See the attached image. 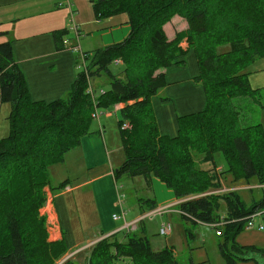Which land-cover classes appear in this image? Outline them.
Wrapping results in <instances>:
<instances>
[{
  "label": "trees",
  "instance_id": "16d2710c",
  "mask_svg": "<svg viewBox=\"0 0 264 264\" xmlns=\"http://www.w3.org/2000/svg\"><path fill=\"white\" fill-rule=\"evenodd\" d=\"M90 4L97 19L126 15L130 31L122 41L86 53L84 69L61 99L32 101L11 42H0V104L10 105L9 133L0 139V264H57L64 259L62 240L41 238L42 219L32 223L31 217L32 222L16 211L30 209L36 216L45 201L47 168L63 162L83 137L93 133L94 108L113 110L121 103L116 112L124 159L114 171L115 180L140 177L150 188L151 179L157 178L176 200H183L175 206L181 217L201 225L222 221L215 229L227 242L235 240L249 216L264 209V189L263 197L250 207L233 191L225 197L208 192L219 190L220 177L226 174L264 185V126L245 123L237 106L241 97L260 103L258 90L249 84L248 68L264 58V0H90ZM176 15L186 20L187 28L169 40L163 26ZM65 33H53L57 49ZM6 35L0 32V37ZM184 39L195 55V81L203 86L205 103L201 110L179 116L177 133L169 137L157 130L151 97L166 85L163 70L183 64ZM118 62L122 69L111 71L109 66ZM102 75L107 89L91 100L86 92L90 80ZM124 123L129 127L122 128ZM216 153L225 163L219 172ZM218 199L224 202V213ZM144 203L143 213L155 208L151 199ZM117 232L91 246L86 264H112L124 257L131 264H177L171 250L154 251L143 233ZM120 233L122 243L116 237ZM247 248L232 242L237 255ZM61 264L77 263L68 258Z\"/></svg>",
  "mask_w": 264,
  "mask_h": 264
},
{
  "label": "rangeland",
  "instance_id": "374dc122",
  "mask_svg": "<svg viewBox=\"0 0 264 264\" xmlns=\"http://www.w3.org/2000/svg\"><path fill=\"white\" fill-rule=\"evenodd\" d=\"M53 1H55V4ZM63 2L64 0H24L16 5H12L11 9H9V12L13 14L12 17H6L4 20L0 21V28L9 31L8 33H10L13 40L11 43L14 49V56L17 61L15 59L14 60L18 62L21 67H25L26 61L24 58L27 52L31 51L33 54H40L47 50H52V40L48 31L52 29L65 28L67 32L62 36V39L65 40L66 46L64 48L67 47V49L60 52L53 49L51 56L56 57L55 61L61 70H63L65 66H69L71 61L73 62V65L76 62L73 68L74 74L75 72L78 73L84 69L87 60H85V58L82 59L81 56L84 53L88 54L92 51L90 50L91 43L88 41V36L84 34L83 31L79 33L80 37L76 38V33L72 26H78L77 20L75 15H72L71 17L68 14L64 4L60 5ZM80 2H83V0H80ZM177 20L182 22L181 19ZM182 20L186 23L184 18H182ZM169 21L170 20L166 23ZM166 31L170 32V28H166ZM16 37H20V39L16 40ZM73 44H76V47L70 48ZM189 60L190 62L188 65L191 66V62L194 61V57H190ZM263 61L264 58L257 60V62L254 65L252 64L248 70L250 69L252 71L251 68H253V66L259 67L261 64L260 62ZM28 64L35 63L29 62ZM188 65L180 68L179 70L170 68L165 69V71H167V77H165V79H168V81L166 80V84H170L167 85L164 91L161 90L158 95V97L162 96L161 99H165L162 101L165 107L152 105V112L160 135L174 136L178 129V116L197 112L204 107L205 92L203 86L200 82L195 81L198 74L193 71V68L190 69V66ZM109 69L113 72L120 71L122 69L121 62L111 64ZM254 73H256L255 70L249 74L248 80ZM23 77L26 84L24 74ZM64 77V72H58V82L63 83ZM260 83V85H263L262 90L259 91L258 95L260 103H256V101H253L250 97H241L237 98V106H239L240 115L243 117L245 123H261L264 126V109L261 108V106H264V74L260 76ZM90 84L94 92V97L97 98L102 90L104 91L107 89L108 80L104 75H102L100 79L95 78L94 80H90ZM64 96L65 95L61 98ZM153 97L154 96L151 98ZM169 103L172 104V107H167ZM121 105L123 106V103H121ZM96 110L101 112L98 119L101 123L105 124L103 135L105 136L106 146L110 147L111 142L114 146H116V148H118L112 159L115 167L118 168L124 159L117 122L118 112L112 113L110 116H105L103 112L106 110L101 108H96ZM9 112V103H1L0 139L4 137L6 138L9 133L10 126L7 119ZM92 130H98L97 122L94 119L92 120ZM64 158H67V156ZM214 159L217 164H223V159L220 153H216ZM73 163L74 162L64 161L51 165L47 168L48 185L42 189L45 197H47V194L51 192L52 188L58 187L64 180L69 179V181L73 183L70 171H75V167L77 166ZM205 166L206 165H204V167ZM220 166L221 165H218L216 167V171L219 172L221 169H224V165H222V168ZM77 173V176L82 179L87 172L81 167ZM2 178L3 177L0 176V180ZM117 184L121 195H125L122 201L124 203L122 208L126 211V213L133 215L134 212H138L136 205L137 200L145 198L153 199L152 184L151 187L148 188L143 179L140 177L128 179L126 176H122L117 179ZM220 184L221 188L219 190L210 191L208 193H214V195L225 197L229 195L228 193L233 191L247 207H250L253 202H257L263 197L262 189H264V186L256 184L254 180L249 182L244 180H235L230 174H226L220 177ZM164 190L168 189L164 186ZM118 200L120 203L121 200L119 199V194ZM218 200L220 204V213H224L226 208L224 202L223 200ZM181 201L183 200H179L176 204L172 202L166 205L155 206L153 210L159 209L163 206L168 207L166 211L161 212V214L156 213L155 215H149V217H147L148 215L146 217L144 216L149 214L152 210L145 212V215H143L141 219L136 220L137 222L143 220L139 223V225H143L145 227L144 235L149 240L153 250L171 247L174 252L173 257L175 258L177 264H264V228L262 230H258L256 227H252L250 229L244 227L236 236L235 240L229 241V243L227 242L225 235H216V229L204 224L201 225L200 223H192L191 221L185 220L181 217L177 211L175 212L174 207ZM44 204H46V202ZM260 212L261 215H257L253 218L255 226L257 224H262L264 226V209ZM16 214L19 216H25L31 222L33 220L32 223H35L36 221L39 222V220L42 219V230L44 234L41 238L46 235L45 238L47 242L59 241L58 239H49V236L52 238V225L44 212L42 205L37 209L36 216L35 213L30 211V209H25V211H16ZM114 214L119 217L120 211L117 210ZM137 222L132 228L131 226H124L125 230L129 232L130 230H135L137 228ZM163 222H167L171 225V232L166 236L158 235V227ZM139 228L135 232L141 235V230ZM34 232L36 233L35 230ZM116 237L120 243L124 242L121 233L117 234ZM39 240L40 238H38L37 241ZM232 242L241 248H249L246 249V252L240 254L241 256L237 255L231 250ZM92 245L81 250L78 254L76 253L77 255L73 254L68 257L74 251H71V253L68 252L65 254L64 259L68 257L70 259L72 258L77 264H86V259L88 255L91 254ZM62 262L63 261L61 260L57 264H61ZM111 262L112 264H131L130 260L126 257L123 259H113Z\"/></svg>",
  "mask_w": 264,
  "mask_h": 264
},
{
  "label": "crops",
  "instance_id": "0c3cea01",
  "mask_svg": "<svg viewBox=\"0 0 264 264\" xmlns=\"http://www.w3.org/2000/svg\"><path fill=\"white\" fill-rule=\"evenodd\" d=\"M22 1L24 0H0V21L4 20L6 17H12L13 14L9 12V9H11L12 5H16ZM53 2L55 4V1ZM63 4L68 14L71 16L72 11V15H75L77 20L78 26L76 25V38L80 37L79 33L81 31L88 36V41L91 43L90 50H92L90 53L122 41L130 31L127 17L124 14L97 19L94 16L90 0H83V2H80V0H64L60 5ZM177 19H181L182 22H179ZM166 28H170V32L166 31ZM186 28L187 23H185L179 16H173L171 20L163 26L164 32L169 40L173 39L176 32L183 31ZM61 31L67 32L65 28L48 31L52 40V50L54 49L57 52L67 49V47L64 48L66 46V44H63V41H65L64 39L61 40V49H57L56 47L53 33ZM0 32H7L6 36L0 37V42L6 40H9L10 42L13 41L10 33H8L9 31L0 28ZM19 39L20 37H16V40ZM180 46L185 50V54L180 58V60L183 61V64L167 68L179 70L188 65L190 57H194L191 66H188H190V69L193 68V71L198 74L195 55L191 49H187L185 39L180 43ZM73 47H76V44L70 46V48ZM52 50L50 49L49 51L47 50L40 54H33L31 51L27 52L24 58L26 61L25 67H21V65L16 62L17 60L15 59L14 49L12 47L13 58L16 60L15 62L19 64V68L26 78L27 91H29L28 94L32 101L50 103L61 99L63 95L66 96L71 88L73 80L75 79L76 72L74 74L73 68L76 62L73 65V62L71 61L69 66H65L64 69L61 70L55 61L56 57L51 56ZM84 54L86 55V53ZM29 62H34L35 64H28ZM256 62H254L253 65ZM260 63L259 67L253 66V68H251L252 71L250 74L253 70H255L256 73L252 74L249 78L251 88L258 90V94L263 86L260 85V76L264 74V61ZM165 69L163 72L165 73V77H167V71H165ZM57 71L60 73L64 72L65 77L63 83L58 82ZM165 80L168 81L167 78ZM168 84H166L161 90L164 91ZM160 91L157 95L151 98V105L165 107L162 102L163 100L161 99L162 96L158 97ZM121 106L122 105H120V107ZM167 107H172V104L169 103ZM96 122L98 130H93L91 135L83 137L80 144L70 150L69 153L65 155L67 158H64L65 160H63V162H74L73 164L77 165L75 171H70L73 183H71L69 179L64 180L66 181L65 186L60 189H56L57 187H54L55 189L52 188L53 190L51 189V192L47 194L44 201V203L47 201L49 202L50 209L52 238L49 236V239L62 240L65 244L67 253L74 251L76 254L90 245L95 244L97 240L104 236L107 238L118 233L117 231L121 229L125 230V224L141 219V217L145 215V212L143 213L140 206H142L143 209L147 207V203H144V201L148 198H145L136 201L137 213L134 212V214L131 215L123 210L122 206L124 203H119L118 194L121 195V193L117 181L114 178V171L117 170V167H115V164L112 161L114 153L118 148H116L111 142L110 147L106 146L105 136L103 135L105 124L101 123L99 119H97ZM218 165H221L220 167L222 168V165H225L224 159L223 164L219 163ZM81 167L87 172L82 179L77 176V172ZM151 184L153 187V199L151 200H153L154 206L166 205L179 201L175 199L170 190H164L165 185L162 182H159L157 178H152L150 187ZM124 197L125 195H123V198ZM117 210L120 211V214L121 211L125 212L124 219H112V215ZM174 210H176L175 207ZM139 223H141V221L137 222V228L135 230L130 231L135 232L141 227L139 229L144 235L145 227L139 225ZM164 248L171 250L174 255L171 247ZM164 248L154 251H160Z\"/></svg>",
  "mask_w": 264,
  "mask_h": 264
},
{
  "label": "built area",
  "instance_id": "2783aa9c",
  "mask_svg": "<svg viewBox=\"0 0 264 264\" xmlns=\"http://www.w3.org/2000/svg\"><path fill=\"white\" fill-rule=\"evenodd\" d=\"M71 17H72V11H71ZM72 27H73L74 31L77 32V26L76 25H73ZM63 44H66V42L63 41ZM73 48H75V47H73ZM85 57H86V55L85 54H82L81 58L84 59ZM86 92L91 96V98L93 100L94 99V92H93L91 86L88 87V89H87ZM119 108H120V105L119 104H116V105H114L113 110H106V111L103 112V114L105 116H109L112 113L116 112V110H118ZM100 114H101V112H98L96 110V108H94L93 111H92V113H91V117H92V119L97 120L99 118V115ZM128 127H129V124L128 123L122 124V128H128ZM262 186H264V185H262ZM119 199L121 200V202H120V204H121L122 201H123V194L122 195H119ZM167 207L168 206H163V207H161L159 209L152 210L151 212H149V214H146L144 217H146L147 215H148L147 217H149V215H152V214L155 215L156 213L161 214V212L166 211ZM42 208H43L44 212L46 213L47 217L49 218V220L51 221V219H50L49 202L47 201L46 204L42 205ZM176 211H177V213H179L178 210H175V212ZM257 215H261V212L256 211L254 214H252V215L249 216V219L247 220V222L245 224V227L246 228L250 229L252 227H256L258 230H262L264 228V226L262 224H257L255 226V223H254L253 218L255 216H257ZM120 217L124 219V217H125V212L124 211H121V214H120L119 217L117 215H115V214L112 215V219L113 220H116V219H118ZM136 222L137 221L127 223V224H125V226L126 227L131 226V228H132V227H134V224H136ZM220 224L222 225V221H220L218 223H210V224H204V225L209 226V227L215 229V228L219 227ZM127 230H130V229H127ZM220 231H221L220 229L219 230H216L215 233H216L217 236H221ZM170 232H171V225L169 223H167V222L166 223L163 222L158 227V235H160V236H166V235L170 234Z\"/></svg>",
  "mask_w": 264,
  "mask_h": 264
},
{
  "label": "water",
  "instance_id": "95a60500",
  "mask_svg": "<svg viewBox=\"0 0 264 264\" xmlns=\"http://www.w3.org/2000/svg\"><path fill=\"white\" fill-rule=\"evenodd\" d=\"M106 236H104V237H102V238H100L99 240H97V241H100V240H102V239H104ZM96 241V242H97ZM73 254H75V252H73V253H71L68 257H70L71 255H73ZM68 257H66L65 259H63L62 261H64V260H66Z\"/></svg>",
  "mask_w": 264,
  "mask_h": 264
}]
</instances>
